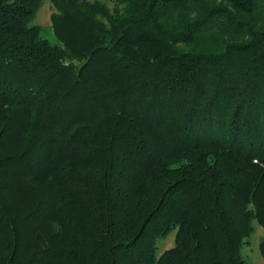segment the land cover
I'll list each match as a JSON object with an SVG mask.
<instances>
[{"label": "trees", "instance_id": "16d2710c", "mask_svg": "<svg viewBox=\"0 0 264 264\" xmlns=\"http://www.w3.org/2000/svg\"><path fill=\"white\" fill-rule=\"evenodd\" d=\"M52 4L0 0V264H250L264 0Z\"/></svg>", "mask_w": 264, "mask_h": 264}, {"label": "rangeland", "instance_id": "374dc122", "mask_svg": "<svg viewBox=\"0 0 264 264\" xmlns=\"http://www.w3.org/2000/svg\"><path fill=\"white\" fill-rule=\"evenodd\" d=\"M110 6L112 4L108 2ZM55 11L52 0H43V5L39 9L33 23L41 27V34L52 42H57L54 28L52 26L51 15ZM264 241V227L254 221V231L248 241L244 244L242 254L250 264H264V255L261 252L260 244ZM175 244V232H171L158 242V255Z\"/></svg>", "mask_w": 264, "mask_h": 264}]
</instances>
